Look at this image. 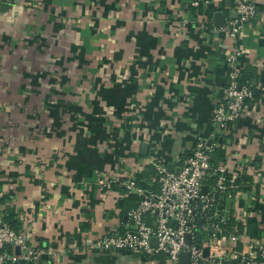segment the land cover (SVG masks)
I'll use <instances>...</instances> for the list:
<instances>
[{
  "label": "crops",
  "instance_id": "obj_1",
  "mask_svg": "<svg viewBox=\"0 0 264 264\" xmlns=\"http://www.w3.org/2000/svg\"><path fill=\"white\" fill-rule=\"evenodd\" d=\"M192 1L0 0V210L57 254L25 264H169L85 241L131 230L140 198L122 183L152 189L155 164L179 171L213 131L230 42ZM229 1L215 13L232 15ZM237 46L259 94L223 141L233 175L253 170L229 209L264 232L260 16Z\"/></svg>",
  "mask_w": 264,
  "mask_h": 264
},
{
  "label": "built area",
  "instance_id": "obj_2",
  "mask_svg": "<svg viewBox=\"0 0 264 264\" xmlns=\"http://www.w3.org/2000/svg\"><path fill=\"white\" fill-rule=\"evenodd\" d=\"M230 1L235 16L227 17L223 27L214 28L230 42V51L226 56V83L212 118L213 131L200 139L178 173H170L165 164H155L152 189L138 186L134 180L124 181L128 194L140 198L127 215L132 229L95 242L86 240L87 247L99 252L165 255L169 264H182L183 253L189 254V264H264V235L250 236L247 224L251 215L239 213L234 217L228 204L233 205L244 195L236 179L253 170L233 175L226 157L216 162V154L234 123L248 103L255 100L251 82H242L239 62L244 53L237 46L238 40L256 17L264 20V0ZM222 2L193 0L190 8L200 13L202 8L218 9ZM204 186L206 194L202 190ZM186 236L190 237V244ZM153 239L157 240L156 246ZM17 248H20L19 254ZM56 255L33 245L29 235L14 229L0 210V264L34 263Z\"/></svg>",
  "mask_w": 264,
  "mask_h": 264
},
{
  "label": "trees",
  "instance_id": "obj_3",
  "mask_svg": "<svg viewBox=\"0 0 264 264\" xmlns=\"http://www.w3.org/2000/svg\"><path fill=\"white\" fill-rule=\"evenodd\" d=\"M205 9H207L206 13H207L208 18L212 19V17L214 16L216 10L214 8H211V7L205 8ZM222 10H223V7H222ZM247 81L251 82V84H252V81H253L252 80V76H250L249 73H247L246 71L242 72V82L245 83ZM256 99H257V97L255 96V100ZM225 156H226V153L224 151L220 150L216 154V162H218L220 160H223L225 158ZM136 182L139 185H145L144 177H142V176H138ZM251 182H252V178L250 176H248L247 174L236 179V184L242 186L240 190H244L246 192L248 191V188L245 187V184H248V183H251ZM137 200L139 202V199H137ZM231 224L232 225L235 224L233 222V220L231 221ZM247 226H248V233H249L250 236H252V237H261V236L264 235V232L261 229H259L258 224H257V220L255 218L249 219Z\"/></svg>",
  "mask_w": 264,
  "mask_h": 264
},
{
  "label": "water",
  "instance_id": "obj_4",
  "mask_svg": "<svg viewBox=\"0 0 264 264\" xmlns=\"http://www.w3.org/2000/svg\"><path fill=\"white\" fill-rule=\"evenodd\" d=\"M228 4L231 6V1L228 2ZM235 14L233 13L232 14V17H234ZM225 21H226V15L224 12H217L214 14V17H213V24L215 27L217 28H220V27H223L225 25ZM258 91H256L255 95L258 96ZM146 148V146H144V149ZM212 160H215V157H212ZM168 171L170 173H172L174 171V165L173 164H170L168 165ZM179 171H177L176 173H178ZM203 193L206 194L207 193V187L204 186L203 187ZM232 202H229V206H231ZM125 219H127V217H125ZM201 238V237H200ZM186 241L188 244H190L191 240H190V237L189 236H186ZM153 245L156 246L157 245V240L156 239H153L152 241ZM20 252V248H17V253L19 254ZM205 255L207 256L208 255V251L205 252ZM181 263L182 264H189V254L188 253H183L181 255ZM20 264H25L24 262H20Z\"/></svg>",
  "mask_w": 264,
  "mask_h": 264
}]
</instances>
